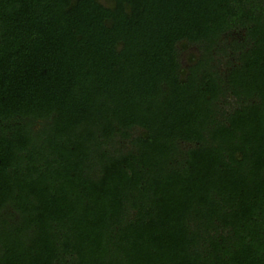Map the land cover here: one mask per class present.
<instances>
[{"label": "trees", "instance_id": "16d2710c", "mask_svg": "<svg viewBox=\"0 0 264 264\" xmlns=\"http://www.w3.org/2000/svg\"><path fill=\"white\" fill-rule=\"evenodd\" d=\"M107 1L0 0V264H264V0Z\"/></svg>", "mask_w": 264, "mask_h": 264}, {"label": "rangeland", "instance_id": "374dc122", "mask_svg": "<svg viewBox=\"0 0 264 264\" xmlns=\"http://www.w3.org/2000/svg\"><path fill=\"white\" fill-rule=\"evenodd\" d=\"M103 3H108V1L107 0H101ZM109 4V3H108ZM193 50V49H192Z\"/></svg>", "mask_w": 264, "mask_h": 264}]
</instances>
